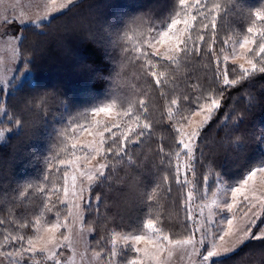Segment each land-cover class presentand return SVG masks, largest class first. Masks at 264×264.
I'll list each match as a JSON object with an SVG mask.
<instances>
[{
  "label": "snow or ice",
  "instance_id": "snow-or-ice-1",
  "mask_svg": "<svg viewBox=\"0 0 264 264\" xmlns=\"http://www.w3.org/2000/svg\"><path fill=\"white\" fill-rule=\"evenodd\" d=\"M73 3L74 0H50L34 17L21 12L18 20L6 18L4 23L18 22L22 27L42 29L54 12ZM230 17L244 21L246 31L232 27ZM23 39L22 33L7 39L13 62ZM202 45H207L206 50ZM111 46L120 49L121 69L133 66L136 69L133 79L142 83L131 84L129 93H113L76 115L65 105L58 121L61 126L54 130L55 144L44 157L42 178L19 183L18 195L12 197L11 206L0 216V256L6 257L10 264H77L76 243L78 239L86 240L84 213L92 209L94 189L109 181L117 166L125 161L134 163L131 146L142 144L144 138L152 135L149 89L153 86L165 97L168 117L174 121L180 137L174 153L165 152L163 146L160 152L164 153L161 162L174 169L175 183L186 190L182 203L185 213L182 226L186 234L174 238L165 229L164 219L150 210L158 203L157 190L161 185L156 183L143 194L148 211L139 222L127 232L108 230L91 249L90 259L86 257L87 246L79 254L81 262L170 264L175 251L182 250L191 264H222L224 257L248 240H264V227L257 224V221L264 224V191L257 189L258 180L264 185V151L258 162L234 184H227L223 175L211 167L202 178H197L196 170L203 156L197 141L220 110L225 91L242 86L257 73L264 74V3L246 8L240 0H175L174 8L163 20L152 22L146 16L132 17L123 35L117 34L111 40ZM205 51L214 58L215 87L194 91V95L166 93L164 88L171 80L168 68ZM229 61L237 66L229 69ZM27 64L25 60V68ZM120 76L117 73V78ZM16 79L15 75L8 78L6 73L0 77V92L13 87L12 81ZM30 81L29 74L23 72L14 87L17 91L33 87ZM46 100L47 97H42L39 104H45ZM254 102L252 97L249 106ZM0 114L7 115L3 103ZM8 119L15 129L23 128L22 119L10 115ZM225 119H233L237 127L244 113ZM12 130L0 127V139ZM256 139L264 146V134ZM230 143L240 150L246 147L239 136L230 137ZM169 180L165 174L163 182ZM213 186L215 198L208 204V193ZM167 192L171 193V187ZM33 197L39 203L35 208L27 207L30 202L35 203ZM95 202L99 213L102 202L99 192L95 193ZM49 214L55 218L49 219ZM87 231L94 230L88 227ZM64 249H70L72 255L65 258Z\"/></svg>",
  "mask_w": 264,
  "mask_h": 264
},
{
  "label": "trees",
  "instance_id": "trees-1",
  "mask_svg": "<svg viewBox=\"0 0 264 264\" xmlns=\"http://www.w3.org/2000/svg\"><path fill=\"white\" fill-rule=\"evenodd\" d=\"M240 3L246 8H255L264 0H240ZM174 6L175 0H80L53 17L42 29L22 28L24 39L19 46V57L22 65L28 61L34 86L20 91L14 89L5 100L7 115L0 127L13 130L3 143L0 142V216L11 206L12 197L18 195L19 183L42 178L44 157L55 144L54 130L61 126L58 121L65 105L76 115L113 93H129L131 84L142 83L133 79L136 71L133 66L121 69L120 49L113 48L111 40H115L117 34L123 35L132 17L146 16L157 22L166 18ZM229 23L246 31V23L239 17H230ZM202 47L206 50L207 45ZM214 66V58L207 51L182 59L178 65L168 68L171 80L164 91L194 95V91L215 87ZM236 66L228 62L229 69ZM117 73H121L120 78ZM149 92L152 135L144 138L142 144L131 146L134 163L125 161L117 166L111 179L94 189L92 209L85 212V228L94 230L89 240L90 249L95 248L96 242L110 229L127 232L133 228L148 211L142 199L145 190L150 191L156 183L161 185L157 190L158 203L150 210L164 219L165 229L174 238H183L186 234L182 226L186 190L175 183L174 169L161 162L164 153L160 152L163 146L165 152L174 153L180 137L174 121L168 117L167 102L160 95V89L153 86ZM42 97L47 100L40 105ZM252 97L255 102L250 107ZM240 113H244V119L237 127L233 119H225L226 116L235 118ZM9 115L22 119L23 128L15 129ZM262 134L264 74L257 73L242 86L225 91L220 110L201 131L197 144L203 156L196 165L197 178H202L211 167L223 175L227 184L237 182L261 158L264 146L258 144L256 137ZM236 136L244 140L243 150L230 143V137ZM165 174L170 178L169 183L163 182ZM168 187L171 193L167 192ZM215 190L213 186L208 198ZM96 192L102 196L99 213ZM33 200L35 203L30 202L27 207L37 206L39 200L36 197ZM54 218V214H49V219ZM261 224L259 222L258 226ZM222 264H264V240L245 242L236 252L224 257Z\"/></svg>",
  "mask_w": 264,
  "mask_h": 264
},
{
  "label": "rangeland",
  "instance_id": "rangeland-1",
  "mask_svg": "<svg viewBox=\"0 0 264 264\" xmlns=\"http://www.w3.org/2000/svg\"><path fill=\"white\" fill-rule=\"evenodd\" d=\"M79 1L80 0H74L73 4H75ZM49 2H50V0H0V77H3L5 75V73H6L8 78L12 77L13 75H15L17 77L16 80L12 81L13 87H10L6 92H0V103L5 104V100L8 96V94H10L15 89L14 85L19 83V78H20L21 73L27 72L31 78V72L28 68H25V66L22 65L23 63L20 61L19 53L17 54V58H16L15 62H13L12 52L9 49L8 44H7L8 37L22 33L21 30L24 27H22L21 24L18 22H16V23H4V20L6 18L7 19L17 18V20H18L21 12H23L26 16L34 17L36 12L39 10H42L46 4H49ZM68 8L54 12L52 18L63 13ZM29 27H31V26H29ZM240 62H242V61H240ZM8 68H11L12 71L9 72ZM17 69H18V71H17ZM30 82H32V79ZM4 115L5 114H0V122L3 121ZM10 134H11V132L6 133L5 137L3 139H0V142L3 143L5 141V139ZM190 179H191V176H190ZM257 189H258V192L264 191V185L260 184L259 180L257 181ZM214 198L215 197H213V196L209 197L207 199L206 203L210 204L211 200ZM197 203H199L198 200H197ZM207 211H208V209L205 208V215H207ZM213 211L214 212L216 211L215 206H213ZM225 215H230V214L225 213ZM84 217H85V213H84ZM259 222L260 221H257L258 225H259ZM260 227H264V224H261ZM254 231H255V229H254ZM92 234H93L92 232L89 233L87 231V228H85L84 236L86 237V240H84V241H80L79 239L77 240V243H76L77 264H84V262H81L79 254L81 252H84L86 246L89 249V251L86 253V257L88 259H90L91 249H90V245H89V240H90ZM241 246H239L234 252H236ZM234 252H232V253H234ZM71 255H72V252L70 249H64L65 258H67ZM129 255H131V253H129ZM0 264H10V261L4 256H0ZM170 264H191V261H189L186 253H184L182 250H177V251H175V253L172 257Z\"/></svg>",
  "mask_w": 264,
  "mask_h": 264
}]
</instances>
